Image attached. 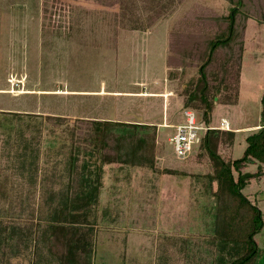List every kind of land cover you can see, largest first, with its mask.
Masks as SVG:
<instances>
[{"label":"rangeland","instance_id":"obj_1","mask_svg":"<svg viewBox=\"0 0 264 264\" xmlns=\"http://www.w3.org/2000/svg\"><path fill=\"white\" fill-rule=\"evenodd\" d=\"M206 10L222 16L230 5L226 0H0L4 224L37 223L45 199L66 189L73 158L78 171L84 162L96 164L95 156L85 155L94 142L84 137L96 126L78 119L154 125L156 169L103 166L91 264H197L178 251L180 245L193 249L192 243L179 239L196 241L198 249L205 246L214 204L204 186L210 162L199 144L181 160L170 142L173 126L186 122L183 91L197 71L170 78L167 56L170 32L182 28L187 18L193 25ZM263 94L264 23L250 19L238 102L224 103L225 96L218 95L208 123L220 129L225 121L228 130L237 132L229 154L233 159L243 156L246 136L263 124ZM195 113L207 126L201 113ZM50 117L65 121L59 124ZM258 170L256 163L244 167L246 173ZM243 192L264 217V177L252 179ZM255 239L257 264H264V228ZM2 244L0 264L46 260V249L40 258L23 242Z\"/></svg>","mask_w":264,"mask_h":264},{"label":"trees","instance_id":"obj_2","mask_svg":"<svg viewBox=\"0 0 264 264\" xmlns=\"http://www.w3.org/2000/svg\"><path fill=\"white\" fill-rule=\"evenodd\" d=\"M226 1L230 5L226 15L211 16L212 11L206 10L192 20L193 25L187 18L182 28L170 32L168 76L183 78L189 69L197 71V77L190 79L184 88V108L201 113L208 127H211L209 115L218 95L225 96L224 103L238 102L249 20L264 23V0ZM261 103L263 124L246 136L247 147L241 158L233 159L229 155L236 131L215 128L201 137L198 146L210 162L204 186L214 204L205 246L198 249L196 241L179 239L182 244L192 243L193 249L189 251L183 245L178 248L189 263L195 258L197 264H257L260 249L255 237L264 228V217L258 205L243 191L252 179L264 177V94ZM50 118L59 124L65 121L64 117ZM78 120L96 126L94 132L84 136L94 142L93 149L86 148L85 155L95 156L96 164L84 162L78 171L73 158L67 166L66 189L60 195L45 199L37 223L33 221L20 227L18 223L4 224L0 219V242H23L40 258L46 249L44 264H91L98 226L95 209L100 204L104 165L148 169H156L157 165V126ZM78 154L75 159L79 158ZM248 163L259 164L258 172H244ZM167 173L181 172L168 170ZM10 217L11 221L18 220L16 216ZM16 250V254L20 252Z\"/></svg>","mask_w":264,"mask_h":264},{"label":"built area","instance_id":"obj_3","mask_svg":"<svg viewBox=\"0 0 264 264\" xmlns=\"http://www.w3.org/2000/svg\"><path fill=\"white\" fill-rule=\"evenodd\" d=\"M186 122L173 126L175 129V135L170 138V142L173 144L175 154L177 158L181 160L187 159L199 144L201 135L206 131L215 129L208 126H203L199 122L196 113L192 110L185 111ZM220 129L228 130V123L223 121Z\"/></svg>","mask_w":264,"mask_h":264},{"label":"crops","instance_id":"obj_4","mask_svg":"<svg viewBox=\"0 0 264 264\" xmlns=\"http://www.w3.org/2000/svg\"><path fill=\"white\" fill-rule=\"evenodd\" d=\"M148 95H154V94H148ZM256 127H257V126H255V129H256ZM238 130H239V129H237V131H238ZM240 130H242V129H240ZM260 192H263V190H260ZM2 242L4 243V242H8V241L5 240V241H2ZM2 242H0V251H1L2 247H3ZM8 243H9V242H8ZM257 244H258V243H257ZM15 251H18V250H15ZM18 253H19V252H18ZM18 253H17V254H18ZM43 256H44V254H43ZM39 260H44V259H39ZM34 264H35V263H34ZM40 264H44V262H42V263H40ZM45 264H46V263H45Z\"/></svg>","mask_w":264,"mask_h":264},{"label":"water","instance_id":"obj_5","mask_svg":"<svg viewBox=\"0 0 264 264\" xmlns=\"http://www.w3.org/2000/svg\"><path fill=\"white\" fill-rule=\"evenodd\" d=\"M99 154H100V156H101V152H100Z\"/></svg>","mask_w":264,"mask_h":264}]
</instances>
